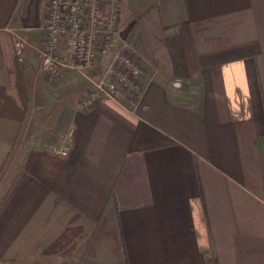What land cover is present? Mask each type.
Returning <instances> with one entry per match:
<instances>
[{"label": "crops", "instance_id": "crops-1", "mask_svg": "<svg viewBox=\"0 0 264 264\" xmlns=\"http://www.w3.org/2000/svg\"><path fill=\"white\" fill-rule=\"evenodd\" d=\"M23 1L0 0V264H264V0H121L137 106L68 88L32 128L52 75L14 48Z\"/></svg>", "mask_w": 264, "mask_h": 264}, {"label": "built area", "instance_id": "built-area-1", "mask_svg": "<svg viewBox=\"0 0 264 264\" xmlns=\"http://www.w3.org/2000/svg\"><path fill=\"white\" fill-rule=\"evenodd\" d=\"M120 5L121 0H48L42 43L33 45L17 30L10 29L14 48L21 53L25 46L32 47L39 56L41 69L51 75L67 70L86 76L100 59L112 53L105 72L109 79L102 76L92 80V90L80 98L78 107L89 108L105 98L133 110L142 94L137 82L140 70L127 53L117 49ZM61 43L63 56L56 51ZM173 85L180 88L182 82L176 80ZM56 152L66 155V140Z\"/></svg>", "mask_w": 264, "mask_h": 264}, {"label": "rangeland", "instance_id": "rangeland-1", "mask_svg": "<svg viewBox=\"0 0 264 264\" xmlns=\"http://www.w3.org/2000/svg\"><path fill=\"white\" fill-rule=\"evenodd\" d=\"M30 2H32V0H25L23 1V8L21 9V12H22V18L20 20V22L18 21L17 22V26H15L14 30H17L20 34H22L28 41L30 42H33V43H37V41H39L41 39V37H43V32L41 30L43 24H44V21H45V13H46V6H47V3H48V0H36V8H35V17H34V22H35V27L36 29H29L27 28L26 26V21H27V13H28V7H29V4ZM41 27V28H40ZM29 54L30 56L29 57H33L32 59V62L36 63V68H35V72L34 74L39 71V63H38V60L36 58V56L34 55V53L30 50L29 51ZM35 58V59H34ZM100 67V69H99ZM98 67V70L96 72L93 73L94 76H92L94 79H99L98 76L101 77V75L103 74V64L100 65ZM36 77H34V84H32V88H31V94H33V92L37 93L36 90V87L35 86H38L37 88V91H38V94L36 96V100L35 102H31V105L30 107L28 106V117L30 116L31 114V111H32V107H33V104H34V118L32 121H30L28 124L29 128H32L36 125V123L38 122V120H42L46 114H48L50 111H52V109L54 107H56V101L58 99L61 98L62 95H64L68 88L71 89L72 91H74V93H77L80 95L85 93V92H89L87 91L88 90V84H86V82L81 78L79 77L78 75L74 74L73 72H69V71H65L59 75H52V77L49 79L50 82L51 81H58L61 83H64L65 86H62L56 90H53L52 91V95H50L49 93V81L46 79V83L44 81V79L41 77L40 73H36L35 74ZM39 87H40V90L41 92H39ZM47 88H48V91H47ZM90 88V87H89ZM48 92V94H47ZM87 94V93H86ZM85 94V95H86ZM50 95V96H48ZM83 95V96H85ZM50 97V98H55L57 100H54V101H47V98ZM47 102V103H46ZM51 109V110H50ZM23 137L21 136L20 139H22ZM14 156V153L11 154V157H10V160L11 158Z\"/></svg>", "mask_w": 264, "mask_h": 264}, {"label": "water", "instance_id": "water-1", "mask_svg": "<svg viewBox=\"0 0 264 264\" xmlns=\"http://www.w3.org/2000/svg\"><path fill=\"white\" fill-rule=\"evenodd\" d=\"M35 6H36V0H32L30 6H29V18H28V26H33V20L35 16Z\"/></svg>", "mask_w": 264, "mask_h": 264}]
</instances>
